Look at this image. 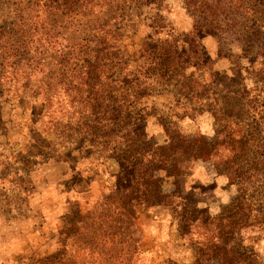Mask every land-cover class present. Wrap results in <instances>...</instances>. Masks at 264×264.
<instances>
[{
    "label": "rangeland",
    "instance_id": "obj_1",
    "mask_svg": "<svg viewBox=\"0 0 264 264\" xmlns=\"http://www.w3.org/2000/svg\"><path fill=\"white\" fill-rule=\"evenodd\" d=\"M26 1H35L30 3L35 8L31 14L36 19L40 14L43 24L39 35L50 39L56 49L76 45L105 25L106 30L117 34L111 41L118 59L127 56L133 66L139 63L137 56L153 30L151 18L157 12L153 6L142 7L139 0H66L67 3L59 2L66 11L56 12H50L45 0ZM165 3L167 18L175 30L181 34L191 32L193 19L182 1ZM202 37L213 68L220 75L217 91L222 106L232 109V129L237 124L254 125L256 121L260 132L255 139L264 144V66L260 64L263 60L252 63V55L246 58L240 44L226 41L221 47L216 36ZM90 46L95 48L96 43ZM49 56H53L47 60L49 69L39 74L29 69L32 86H15L14 81L2 82L0 86V178H5L0 191V264H218L201 256L206 229L195 226L193 234L187 235L188 220L226 215V207L236 197L243 198L241 181L246 182L243 187L249 194L245 199L254 201L264 215V164L257 166V161L264 159L263 152L252 149L247 156L237 158L239 172L226 165L217 168L211 157L200 151L197 141H227V124L217 125L206 112L183 115L182 107L194 103L195 98L185 99L174 87L157 89L139 110L144 120L135 131H143L145 140L156 147L165 145L167 136L178 130L193 141L191 147L196 153L202 152V157L179 177L154 170L159 164L155 165L149 179L151 186L142 179L141 169L135 170L136 176L130 180L121 172L117 160L131 155L130 144H135L133 148L137 150L144 139H121V131L116 137L120 143L113 144L104 137L109 130L106 116L95 118L104 114L106 103L98 109L100 106L94 102L88 106L81 104L86 98L83 93L63 88L44 93V87L37 89L49 70H57L55 59L59 56L53 51ZM102 94L107 98L106 90ZM229 97L232 107L226 104ZM31 129L41 135L44 150L52 158L31 173L30 179L21 156L10 160L5 156L26 155L25 146L36 142ZM247 130L250 135L251 129ZM239 139L238 134L234 135V140ZM116 145L120 146L113 149L117 154L120 149L128 152L110 158L109 150ZM132 160L130 157L129 161ZM252 174L257 178L253 179ZM28 180L34 186L31 195L17 190V186L30 188L29 184L26 186ZM161 200L162 204L157 206ZM247 225L242 240L235 236L229 246L245 255L258 253L256 264H264V218L258 227L250 226L251 219Z\"/></svg>",
    "mask_w": 264,
    "mask_h": 264
},
{
    "label": "trees",
    "instance_id": "obj_2",
    "mask_svg": "<svg viewBox=\"0 0 264 264\" xmlns=\"http://www.w3.org/2000/svg\"><path fill=\"white\" fill-rule=\"evenodd\" d=\"M40 1L42 0H38V3ZM60 1L68 2L66 0H45L44 3L50 12L66 11L60 6ZM181 1L184 9L193 19L192 31L184 34L175 30L168 20L165 12L168 7L166 0H139L142 7L153 6L157 12L151 18L153 30L142 44L137 56L139 63L133 66L127 56L118 59L115 45L111 41L117 34L111 29L106 30L102 23L101 28L90 38H82L78 40V44L68 48L56 49L50 39L39 35L43 24L40 23V14L37 15V19L31 14L35 9L31 7V4L35 1L31 3L26 0H0V86L2 82L11 84L13 81L15 86L20 83L23 84L22 87L32 86L29 69L38 71V74L49 69L50 64L47 60L48 57H53L49 56L53 51L59 56L55 59L57 70H49L45 80L39 86L36 85V88L43 90L44 87V93L57 92L56 89L61 88L71 93H83L86 98L81 101V104L88 106L94 102L96 106H100L98 109L106 103L104 114L102 112L95 118L100 120L102 115L106 116L104 120L109 130L104 137L113 144L120 143L116 137L121 131L122 135L124 134L121 139L130 142L140 138L144 139L137 150L133 148L135 144H130L131 155L133 152L134 155L117 160L122 168L121 172L128 175L130 180L135 178V170L141 169L142 179L151 186L149 182L152 178L151 170L158 164L159 166L154 170L167 171L169 177L185 175L193 168L195 160L202 157L203 151L211 157L217 168L226 165L231 168L230 170L239 172L236 165L237 158L247 156L252 149L255 152L262 151L264 158V149H262L264 144L255 139V134L260 132L257 131L260 125L254 121V125L253 122L237 124L236 129H232L234 121L232 109L230 112L229 109L226 110L225 105L222 106V97L217 91L220 75L213 68L214 63L203 44L202 36H216L221 47L226 41L240 44L246 58L252 55V63L262 59L260 64L264 66V0ZM106 25H110L109 21H106ZM92 42L96 43L95 48L90 46ZM62 50L64 51L61 52ZM75 59H77L76 63ZM22 74L25 76L19 78ZM170 87L178 89L179 94L187 100L195 98L193 100L195 104L190 103L182 107L183 115L208 113L217 125L223 127L224 123L227 124L224 129L229 139L225 142L219 140L207 142L203 139L197 141L200 143L201 154L194 152L191 147L193 141L178 130L173 135L167 136L168 142L165 145L153 147L150 142L146 141V134L143 131H135L144 120L139 110L146 106L151 97H154L155 90H168ZM103 90H106L107 98H104ZM35 95L38 96L40 93ZM40 99L44 100V98ZM226 99H229L227 106L232 107V98ZM86 121L88 120L85 119ZM30 122L33 121L30 120ZM85 122L81 124L84 125ZM248 128L251 129L250 135L247 133ZM224 129L222 131H225ZM30 132L36 142H30L25 146L26 155L20 153L17 156L13 153L5 158L7 160L18 159L17 157L21 156L20 159H23L28 169L26 173L31 179V173L39 171L46 164V160L51 159L52 156L46 152V148L44 150L41 135L35 129H31ZM236 134L240 136L239 140H234ZM133 135H136L135 138ZM118 147L120 146L116 145L109 150L112 152L110 158H116L128 152V150L120 149L117 154ZM114 148H116L115 151ZM237 154H239L238 157ZM130 157H133L131 162ZM163 164L165 166H162ZM260 164H264V159L260 160V163L257 161V166ZM6 168L10 169L11 166ZM12 173L16 175L13 170ZM252 175L253 179L257 178L255 174ZM4 180L5 178H0V191L3 190ZM239 183L243 186L246 184L244 181ZM28 184L30 188L20 189L17 186V190L23 191L25 195H31L34 189L32 180H28L26 186ZM243 186H239L243 192V198L240 200L236 197L226 207V215L219 214L213 218L197 216L195 219L188 220L187 235L193 234L192 229L195 226L204 227L207 231L204 239L205 248L203 246L201 252V256L206 258L207 262L256 264L260 258L256 252L245 255L239 253L238 250L235 252L234 247L229 246L235 236H240V241L242 240V232L248 226L249 219L252 220L250 226L253 228L263 224L262 210L255 207L254 201L245 199L249 194ZM257 195L258 192L255 197ZM1 197L3 196L0 195ZM161 204L162 200L156 203L157 206ZM208 226H213V230ZM209 242L212 244L208 246Z\"/></svg>",
    "mask_w": 264,
    "mask_h": 264
}]
</instances>
